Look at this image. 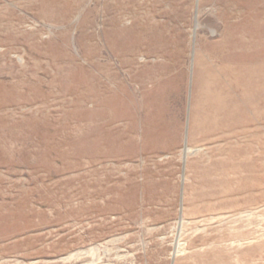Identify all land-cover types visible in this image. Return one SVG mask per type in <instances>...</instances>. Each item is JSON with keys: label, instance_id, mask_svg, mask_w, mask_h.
I'll use <instances>...</instances> for the list:
<instances>
[{"label": "rangeland", "instance_id": "1", "mask_svg": "<svg viewBox=\"0 0 264 264\" xmlns=\"http://www.w3.org/2000/svg\"><path fill=\"white\" fill-rule=\"evenodd\" d=\"M0 264H264V0H0Z\"/></svg>", "mask_w": 264, "mask_h": 264}, {"label": "bare ground", "instance_id": "2", "mask_svg": "<svg viewBox=\"0 0 264 264\" xmlns=\"http://www.w3.org/2000/svg\"><path fill=\"white\" fill-rule=\"evenodd\" d=\"M186 149V148H185Z\"/></svg>", "mask_w": 264, "mask_h": 264}]
</instances>
